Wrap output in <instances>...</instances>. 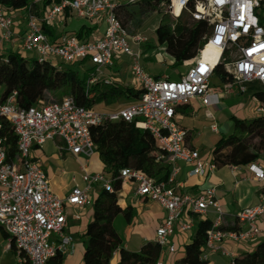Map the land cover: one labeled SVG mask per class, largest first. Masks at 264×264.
I'll return each mask as SVG.
<instances>
[{"label":"built area","instance_id":"1","mask_svg":"<svg viewBox=\"0 0 264 264\" xmlns=\"http://www.w3.org/2000/svg\"><path fill=\"white\" fill-rule=\"evenodd\" d=\"M42 1L32 0L29 7L12 12L0 6V45L14 41L13 18L23 12L22 51L31 53L38 62L90 63L87 87L96 81L114 86L117 80L112 75H104L103 68L127 57L130 85L140 88L142 94L137 101L106 111L79 106L69 95L21 107L15 91L3 95L0 89V119L8 121L17 137V160L13 162L7 160L0 140V229L6 236L3 251H12L18 264H47L56 252L64 254L68 250L72 238L64 231L67 206L88 205L93 188L111 190V179L103 170L88 172L83 164L79 177H71L72 188L68 195L60 198L52 192L41 162L31 156V150L46 141L59 140L64 151L81 156L87 163L96 153L90 127L118 119L147 130L160 150L158 158L170 164L167 177L161 180L130 167L122 168L119 175L122 184L132 182L137 195L157 202L165 210L154 239L161 253L175 252L171 237L177 228L192 234L195 225L191 216L210 211L214 219L200 254L204 264H210L209 255L216 252L224 240H253L260 233L257 219H264V193L257 204L237 211V230H223L220 227L224 211L215 189L210 187L199 194L177 192L178 169L173 162L191 165L189 176H202L216 168L213 162L201 160L198 151L186 145V130L176 120L178 106L188 104L193 98L208 105L217 102L220 93L244 94L247 84L252 82L260 83L264 90V25L259 19L260 0H193L191 11L186 8L188 0H171L168 9L174 18L185 10L192 19L205 21L209 26L203 46L188 61L187 71L177 80L166 74L155 77L148 73L140 55L130 48L129 38L137 43L144 42L145 38L130 36L115 9L139 0H59L48 5L42 15H37L34 5ZM175 3L180 7L178 13L174 12ZM66 15L103 23V32L92 39L62 33L57 41H51L44 27L62 24ZM208 49L213 51L211 55L206 54ZM217 65H221L232 80L214 88L210 83ZM256 110L263 112L264 103ZM261 155L264 156V151ZM248 169L255 179H264V166L254 161L248 164ZM244 224L247 228H241ZM155 264H163V260L159 258ZM230 264H235L233 258Z\"/></svg>","mask_w":264,"mask_h":264},{"label":"trees","instance_id":"2","mask_svg":"<svg viewBox=\"0 0 264 264\" xmlns=\"http://www.w3.org/2000/svg\"><path fill=\"white\" fill-rule=\"evenodd\" d=\"M49 1L43 0L42 7L44 8ZM170 1L139 0L132 4H121L115 12L118 18L119 14L123 17L122 20L119 18L123 26L133 18L150 12L159 13L160 21L154 30L158 47H162L173 59L172 66H178L197 55L204 44V35L209 26L205 21L192 19L185 10L180 15L186 14L188 18L186 20H182L180 16L173 19L167 17L163 8L168 6ZM31 3L32 0H0V6L8 12L23 10ZM186 8L190 11L194 9L193 0H188ZM260 8H264V0H260ZM259 19L264 25L260 11ZM94 29L95 25L88 26L83 23L75 30L65 26L60 34L70 32L77 38L84 39ZM44 32L51 41L58 38L53 34L51 27H44ZM27 58L24 53L17 51L0 53L1 93L7 95L15 91L18 105L21 107L39 104L47 92L54 94L64 92L67 96H72L76 104L87 108H92L103 101L109 104L119 98H124L129 103L134 102L139 100L142 94L138 87L107 86L101 81L87 87L91 67L80 71L74 67L75 63L55 65L48 61L38 62L34 57L32 63L28 65ZM77 63L84 64L85 61ZM214 75L221 83L232 80L231 75L221 65L215 67ZM247 92H251L259 101L264 102L262 88L255 89L252 83H248ZM231 119L233 131L220 137L211 153V162L216 167L247 166L257 161L264 151V119L248 120L235 117ZM90 134L103 163V171L111 179V190L99 188L92 199V218L86 226L82 263L111 264L110 260L115 252L116 264H155L161 255V247L157 242L148 240L137 251L127 250L114 227L113 221L117 216L121 215L126 222H130L133 217L131 206L121 208L117 203L118 192L122 188V178L119 175L122 168L130 167L161 180L167 177L170 164L158 158L161 153L152 135L147 130L136 128L133 122L124 119L105 121L91 126ZM0 140L7 160L16 161L17 137L5 119H0ZM210 226L209 219L198 220L189 241L183 247V255L175 261L176 264H204L200 254ZM220 228L237 230L238 224L234 219ZM233 261L235 264H264V239L251 251L234 256ZM47 264H63V254L56 252Z\"/></svg>","mask_w":264,"mask_h":264},{"label":"crops","instance_id":"3","mask_svg":"<svg viewBox=\"0 0 264 264\" xmlns=\"http://www.w3.org/2000/svg\"><path fill=\"white\" fill-rule=\"evenodd\" d=\"M53 1L54 0H50L44 8L41 4H37L34 8L36 14L42 15L44 9L48 5L52 4ZM23 18V12L18 13V15L13 18L14 26L12 29L15 33V39L11 43L1 44L0 53H4L7 51H17L24 53L27 56L28 53L22 51L21 49V37L24 33ZM72 23L73 18L70 17V15H66L65 20L62 24L51 26V28L53 29V34L58 37L65 26L75 30L77 24L74 25ZM86 24L88 26L95 25V29L90 32L84 39H92L102 34L103 27L101 26L102 24L98 21H90ZM57 40L58 38H56L54 42ZM29 54L32 56L31 53ZM171 60V62H173L172 58ZM115 62L119 65L118 69L113 71L112 66L105 67L103 68L104 75H112L117 80L114 86H131L130 83H126V78L124 77V75L121 76L120 74L122 64L128 65V59L125 60V58L122 57L121 59H116ZM80 65L82 66L83 64H78L79 67H81ZM84 66H86V68H89L91 67V64L85 61ZM107 69H110L112 71L105 72L108 71ZM150 74L154 76L166 73L162 70H156L155 73ZM167 76L169 75L167 74ZM213 78H215V75L211 78L210 84L212 87L217 88L222 84L217 79L216 82L212 83ZM241 95V93H238L236 91L229 93H220L219 100L217 102L214 101L208 105L202 104L198 98H193L189 101L188 104H186L185 107L182 105L178 106L176 120L178 124L187 131L185 143L189 148H193L198 151L201 160L211 161V153L217 140L220 137L226 136L233 131V121L231 119L232 117H235L237 119L248 118L243 112H229V108L226 109L227 101L239 99ZM259 103L260 105H263L264 102L259 101ZM107 105L108 103H106L105 106ZM260 105H258L257 107H259ZM111 109L112 108L103 110L107 111ZM261 113L264 114V111ZM200 120L207 122V126H202L200 124ZM227 123L229 124V129L223 130L222 126L228 125ZM213 134L218 135V138L216 140L210 141L209 135ZM51 144L56 146L59 150L58 156L60 164L77 165L79 173L82 172L83 164L85 165V169L88 172H97L103 170L104 166L97 152L90 158L87 163H85L84 159L81 156H74L71 153L64 151L63 145L59 140L46 141L40 147L34 146L31 150V156L41 162L42 168L47 175L50 188L52 192L58 197L64 198L70 192L72 188L71 177L72 175H75V171L68 170L63 167H61L60 169H53L51 167L49 158L46 156L47 154L43 148L44 145H46L47 147ZM58 144H60L61 146H59ZM256 163L264 166V156L261 155ZM173 165L178 169V174L175 181V190L177 192L199 194L210 187H213L215 189L216 198L220 202L221 207L224 211V225L232 222L235 219V214L240 209L257 204L260 201L261 195L264 193V179H255L251 171L248 169V165H227L223 167H216L213 172H207L202 176H189L188 171L191 169V165L182 161H174ZM80 184L82 185L81 181ZM98 190V186L93 188L89 195L90 203L88 205L84 207L69 205L66 208L67 213L64 231L71 236L72 243L68 247V250L63 254V264H83L82 257L84 242L86 240V226L92 218L91 202L93 197L97 194ZM117 203L121 208H125L128 205L131 206L133 214L130 222H126L121 215L117 216L113 221L114 227L117 232L119 230V225L121 223H125L127 234L121 236L118 232V234L122 238L123 246L127 250L137 251L144 242L151 239H153L154 241L156 229L166 214L165 210L157 202L149 200L145 196L137 195L135 193L134 184L130 181L122 184V188L118 192ZM191 218L194 225H196L198 220L201 219H209L210 221H212L214 219V213L210 211L205 215H193L191 216ZM116 223L118 224L116 225ZM257 225L260 228V233L253 240L245 242H234L231 240L222 241L219 249L209 255V263L230 264L231 258L236 256L237 254L251 251L259 241L264 239V219H257ZM241 228H247V224L242 225ZM0 237L5 238V234L1 229ZM190 237L191 233L181 232L177 228L174 235L171 237V240L175 244L176 250L171 254L161 253L160 258L163 260V264H176L175 261L178 259V257L175 255L176 252H180L183 250L184 245L189 241ZM133 238L135 240V244H133ZM7 254H10V256L12 257L14 262L13 264H18L15 254L12 251L2 252L1 250L0 264H3V261L8 258ZM116 262L117 256L114 254L110 260V263L116 264Z\"/></svg>","mask_w":264,"mask_h":264},{"label":"rangeland","instance_id":"4","mask_svg":"<svg viewBox=\"0 0 264 264\" xmlns=\"http://www.w3.org/2000/svg\"><path fill=\"white\" fill-rule=\"evenodd\" d=\"M163 11L167 14V17L173 19L174 17L170 14L168 6H165L163 8ZM261 15L263 16V21H264V8L259 9ZM119 18L122 20L121 14H119ZM182 17V20H186L187 15H180ZM160 21V15L157 12H150L145 15L133 18L132 20L124 23L125 27L127 28V32L130 36H136L139 35L142 38H145L144 42H135L133 39L129 38V44L131 50L134 52V54H139L141 57V63L143 65V68L150 73H155L156 70H162L168 74L170 79L177 80L180 77V74H184L187 69H188V61L184 62L181 65L178 66H172V60L170 56L164 52L162 47H158L156 37L154 30L156 26L158 25ZM90 22L88 20H83V19H77L73 18V23L72 24H77L75 29L79 28V26L83 23ZM103 29H104V24L101 23ZM71 29L70 27H68ZM1 51V50H0ZM27 64L30 65L32 63V56L28 53L27 54ZM125 60H127V57H124ZM81 66V65H80ZM74 67L78 70H85L86 66L84 64L79 67L78 64L75 63ZM119 65L115 62L114 65L112 66V70L115 71L117 70ZM108 71L105 72H111L112 70L107 69ZM121 76L124 75L126 78L125 81L126 83H130V76H129V65L122 64L121 66ZM216 82V78L212 79V83ZM252 86L255 89L261 88L260 83L258 82H252ZM67 96L64 92L59 93V94H54L53 92H47L45 95V98L41 102H47V101H53V100H60L62 97ZM129 103L126 101L124 98H119L117 100H114V102L109 103L107 106L106 103L100 102L94 106L95 109L97 110H103V109H114L119 106L125 105ZM226 109L232 112H243L246 114L248 117V120H253V119H264V114L263 113H257L256 112V107L260 105L259 100L251 94V92H246L241 95L239 99H233L229 100L226 102ZM113 106V107H111ZM200 124L202 126H207V122L200 120ZM228 124V123H227ZM223 130L229 129V124L222 126ZM228 127V128H227ZM210 141L216 140L218 138V135L213 134L209 135ZM61 146L60 144H58ZM46 156L49 158V163L51 164V167L53 169H60L61 167L66 168L68 170H74L75 175L79 177L80 173L78 172V166L77 165H70V164H60L59 162V150L56 146L54 145H49L46 147V145L43 146ZM118 223H116L117 225ZM118 232L121 236L124 234H127V229H125V223H121L118 227ZM153 241V239H151ZM6 240L5 238L0 237V250L3 252V246L5 244ZM133 244H135V240L133 238ZM133 246V245H132ZM136 246V245H134ZM178 258L183 255V250L180 252H176L175 254ZM7 259L3 261V264H13V259L10 256V254H7ZM10 257V258H9Z\"/></svg>","mask_w":264,"mask_h":264},{"label":"bare ground","instance_id":"5","mask_svg":"<svg viewBox=\"0 0 264 264\" xmlns=\"http://www.w3.org/2000/svg\"><path fill=\"white\" fill-rule=\"evenodd\" d=\"M179 10H180V7H179L178 3H175V6H174V12H175V13H178ZM212 52H213V51H209V49H208V50L206 51V54H210V55H211Z\"/></svg>","mask_w":264,"mask_h":264}]
</instances>
